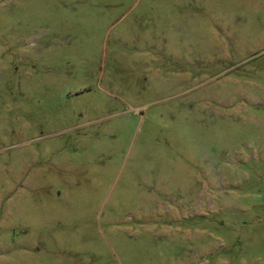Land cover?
Wrapping results in <instances>:
<instances>
[{"label": "rangeland", "instance_id": "1", "mask_svg": "<svg viewBox=\"0 0 264 264\" xmlns=\"http://www.w3.org/2000/svg\"><path fill=\"white\" fill-rule=\"evenodd\" d=\"M0 264H264V0H0Z\"/></svg>", "mask_w": 264, "mask_h": 264}]
</instances>
